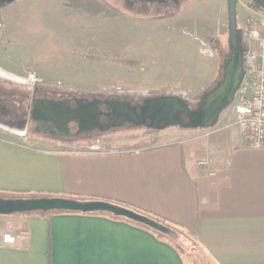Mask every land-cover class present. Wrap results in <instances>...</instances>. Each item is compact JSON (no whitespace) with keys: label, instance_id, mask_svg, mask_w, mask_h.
<instances>
[{"label":"crops","instance_id":"crops-1","mask_svg":"<svg viewBox=\"0 0 264 264\" xmlns=\"http://www.w3.org/2000/svg\"><path fill=\"white\" fill-rule=\"evenodd\" d=\"M107 1L8 0L0 29L83 40ZM187 130L146 146L62 150L0 126V193L116 202L164 227L103 211L30 212L13 226L0 215V264H264V147L247 146L223 111Z\"/></svg>","mask_w":264,"mask_h":264},{"label":"rangeland","instance_id":"rangeland-1","mask_svg":"<svg viewBox=\"0 0 264 264\" xmlns=\"http://www.w3.org/2000/svg\"><path fill=\"white\" fill-rule=\"evenodd\" d=\"M130 2L108 0L105 13L85 26L82 34L87 38L83 40L58 39L49 31L9 37L8 28H1L0 34L8 39L0 41V101L16 115L5 117L0 126L25 132L28 137L37 135L26 121V107L35 87L42 93L63 96L142 99L173 93L197 103L199 95L220 77L222 60L229 55L226 0L169 1L166 7L154 5L151 10L141 0ZM258 9L250 0H237L243 54L245 16ZM204 49L208 50L205 55ZM223 112L234 114V103ZM188 132L176 126L155 131L125 126L86 133L70 141H26L62 150H92L110 145L146 146L165 135L176 138ZM0 197L36 198L2 193ZM28 213L5 217L13 226L19 222L14 219Z\"/></svg>","mask_w":264,"mask_h":264},{"label":"water","instance_id":"water-1","mask_svg":"<svg viewBox=\"0 0 264 264\" xmlns=\"http://www.w3.org/2000/svg\"><path fill=\"white\" fill-rule=\"evenodd\" d=\"M0 0V5H1ZM8 1V0H6ZM148 2H154L156 0H144ZM161 2L162 0H157ZM176 3L178 0H174ZM264 10V0H250ZM227 8V24H228V47L230 50L229 57L224 59V81L221 88H224L222 97L217 100L216 106L211 107L207 110L210 113L209 117L215 114L217 108H223L222 99L225 98L228 102H231L234 97V93L239 87V84L244 75V71L239 67L242 61V51L240 48L239 33L237 28V0H226ZM213 92V91H211ZM81 101V99H77ZM100 101V100H98ZM104 103L108 104L112 109V113L118 110V114L115 117L114 122L111 125L101 123L97 116L90 118V123L85 127L87 131L91 132L97 129L100 132L107 131L110 127H120L126 121H133L138 124V117L134 111V107L131 106L127 100L108 99L103 100ZM56 104L51 107L50 110L57 115L67 117V121L62 123V127L68 130L67 122L77 121L83 122L88 120L87 113L81 111L79 108L75 110L62 109L59 101L38 99L32 100V106H42L49 108L50 104ZM227 103V102H226ZM128 108L126 112L124 108ZM143 109L142 118L146 116L154 118L153 121L148 125L149 128L154 130H162L170 126H178L180 128H192V125H188V122H184L176 117V112L187 111V104L177 96L170 95H154L147 97L143 100V105L140 106ZM215 108V109H213ZM122 111V112H121ZM146 112V113H145ZM218 116L213 117V120L202 127L212 126L216 123ZM163 121V123H161ZM35 211H73V212H96L103 211L109 212L113 215L123 216L128 219L137 221L155 230L164 229L163 225L156 222L154 219L139 214L123 206L110 203L102 200H87L79 201L76 199L65 198V197H36V198H2L0 197V215H9L12 213L22 212H35Z\"/></svg>","mask_w":264,"mask_h":264},{"label":"flooded vegetation","instance_id":"flooded-vegetation-1","mask_svg":"<svg viewBox=\"0 0 264 264\" xmlns=\"http://www.w3.org/2000/svg\"><path fill=\"white\" fill-rule=\"evenodd\" d=\"M6 0H2L1 4L4 3ZM128 4L131 3L130 0H125ZM146 4L150 6V10L154 9L151 8L154 5L157 7H166L167 4L170 2H174V0H162L154 1V2H148L144 1ZM156 8V7H155ZM229 48V47H228ZM230 54V50H229ZM243 54V53H242ZM229 55L225 58L227 59ZM224 59L222 60L221 64V73L220 77L215 80V82L206 90H204L198 98L197 103L192 104V102L188 99H185L181 97L178 94H166L170 96H177L180 97L186 104H187V111H178L176 112V117L184 122H188V125H192V128H182V129H197L202 128V126L207 125L210 121L213 120V117L219 116V114L224 111L227 107H229L232 103L235 102V97L237 90L234 93L233 100L231 102H228L225 100V98L222 99L223 108H217L215 110V114L213 116L209 117L210 113L207 112V110L211 107L216 106L217 100H219L222 97L224 88H221L222 83L224 81ZM239 67L244 71L243 67V57L242 61L239 64ZM238 89V88H237ZM213 91V92H211ZM38 98V99H47V100H54L59 101L60 106L62 109H70L75 110L76 108H79L81 111L87 113V115H91L87 117L88 120H84L83 122H77V121H69L67 122L68 130H65L62 127V123L67 121L66 116L57 115L53 111L50 110L51 107L56 106V104L52 103L50 104L49 108H44L41 105L38 107L32 106V100ZM105 98L108 99H118V100H127L128 103L134 107V111L137 115V121L138 124H135L133 121H126L124 124L120 127H110L107 131L115 130L117 128L125 127V126H131V127H140L143 126L149 130H153L148 127V125L153 121L154 118L146 116L145 118H142V113L144 112L143 109H141V105H143L142 99H135V98H128V97H113V96H63V95H56V94H50L48 92L42 93L41 90H39V87H35L33 90V95L29 99V103L26 107V121L30 125V127L37 132V136L42 137L46 140L53 139V138H63L66 140H75L80 135H84L86 133H90L86 130V126L90 123V118L97 116L98 120L101 123L111 125L115 117L118 114V110L112 113V109L109 107L108 104L104 103L103 100ZM77 99H81V101H78ZM100 100V101H98ZM227 102V103H226ZM215 109V108H213ZM128 108H124L123 111L126 112ZM122 112V111H121ZM146 113V112H145ZM12 112L10 110L5 109V107L2 105L0 101V123L5 122L4 118L7 116H10ZM12 115H16L13 113ZM9 123V122H8ZM7 123V124H8ZM163 123V121L161 122ZM178 127V126H176ZM180 128V127H179ZM100 132L97 129L91 131V132ZM102 133V132H101Z\"/></svg>","mask_w":264,"mask_h":264},{"label":"built area","instance_id":"built-area-1","mask_svg":"<svg viewBox=\"0 0 264 264\" xmlns=\"http://www.w3.org/2000/svg\"><path fill=\"white\" fill-rule=\"evenodd\" d=\"M242 38L244 75L234 102L235 126L251 148L264 147V10L248 12L245 16ZM205 55L207 49L202 50ZM199 165H208L200 159ZM210 174H213L210 173ZM3 241L12 242L9 235Z\"/></svg>","mask_w":264,"mask_h":264},{"label":"trees","instance_id":"trees-1","mask_svg":"<svg viewBox=\"0 0 264 264\" xmlns=\"http://www.w3.org/2000/svg\"><path fill=\"white\" fill-rule=\"evenodd\" d=\"M239 41H240V39H239ZM92 200H98V199H92ZM102 201H106V200H102ZM107 202H111V201H107ZM111 203H114V202H111ZM114 204H117V205H120V206H123V207L129 208V207H127L126 205H123V204H120V203H116V202H115ZM146 216H148V217H150V218H152V219H155L154 216H150V215H146Z\"/></svg>","mask_w":264,"mask_h":264}]
</instances>
